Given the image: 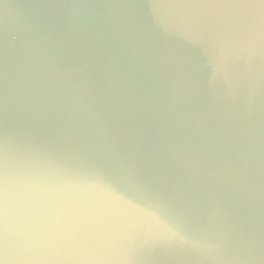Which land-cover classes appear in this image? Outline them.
I'll return each mask as SVG.
<instances>
[{
    "label": "clouds",
    "instance_id": "clouds-1",
    "mask_svg": "<svg viewBox=\"0 0 264 264\" xmlns=\"http://www.w3.org/2000/svg\"><path fill=\"white\" fill-rule=\"evenodd\" d=\"M161 254L264 264V0L5 5L0 264Z\"/></svg>",
    "mask_w": 264,
    "mask_h": 264
},
{
    "label": "water",
    "instance_id": "water-1",
    "mask_svg": "<svg viewBox=\"0 0 264 264\" xmlns=\"http://www.w3.org/2000/svg\"><path fill=\"white\" fill-rule=\"evenodd\" d=\"M25 0H2V3H0V11H3V8L5 5H17V4H22L24 3ZM145 264H177V261H174L170 259L166 255H159V256H154L152 258H149Z\"/></svg>",
    "mask_w": 264,
    "mask_h": 264
}]
</instances>
